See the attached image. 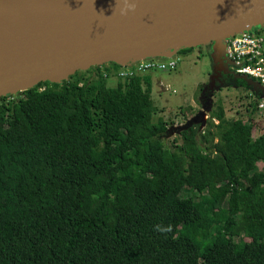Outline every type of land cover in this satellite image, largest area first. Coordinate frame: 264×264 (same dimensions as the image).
Returning <instances> with one entry per match:
<instances>
[{
	"label": "trees",
	"instance_id": "obj_1",
	"mask_svg": "<svg viewBox=\"0 0 264 264\" xmlns=\"http://www.w3.org/2000/svg\"><path fill=\"white\" fill-rule=\"evenodd\" d=\"M121 69L0 98V264H264V133L218 107L168 148Z\"/></svg>",
	"mask_w": 264,
	"mask_h": 264
},
{
	"label": "water",
	"instance_id": "obj_2",
	"mask_svg": "<svg viewBox=\"0 0 264 264\" xmlns=\"http://www.w3.org/2000/svg\"><path fill=\"white\" fill-rule=\"evenodd\" d=\"M263 26L264 0H0V98L94 67L206 45L213 85L230 66L224 39Z\"/></svg>",
	"mask_w": 264,
	"mask_h": 264
},
{
	"label": "rangeland",
	"instance_id": "obj_3",
	"mask_svg": "<svg viewBox=\"0 0 264 264\" xmlns=\"http://www.w3.org/2000/svg\"><path fill=\"white\" fill-rule=\"evenodd\" d=\"M201 47L193 48L187 54L174 55L177 61L173 69H153L140 73L148 75L151 82V99L157 109L154 122L161 119L166 123H173L161 138L164 144L168 148L173 144L179 146V133L194 124L200 125L204 133L208 130L214 133V129L209 128V118L218 107L222 108L228 122L232 124L240 119L244 124H252L256 129L255 137L261 136L264 133L261 114L258 111L251 113L249 106L261 94H256L247 85L248 88L244 89L236 82L235 77L229 83L218 84L213 81L211 85L214 74L211 54L207 52L210 50ZM166 59L168 58L145 60L159 62ZM116 80L115 76L108 78L107 87L115 88ZM211 123L217 125L216 121Z\"/></svg>",
	"mask_w": 264,
	"mask_h": 264
},
{
	"label": "built area",
	"instance_id": "obj_4",
	"mask_svg": "<svg viewBox=\"0 0 264 264\" xmlns=\"http://www.w3.org/2000/svg\"><path fill=\"white\" fill-rule=\"evenodd\" d=\"M223 48L224 57L230 64L231 72L236 76H245L264 89V26L224 39ZM176 61L175 57H172L159 62L154 60L136 62L122 67L115 77L116 79H126L153 69H173L176 66ZM102 76L106 77V74ZM260 94L258 99L254 98V102L256 103V112L261 114L264 124V93Z\"/></svg>",
	"mask_w": 264,
	"mask_h": 264
},
{
	"label": "flooded vegetation",
	"instance_id": "obj_5",
	"mask_svg": "<svg viewBox=\"0 0 264 264\" xmlns=\"http://www.w3.org/2000/svg\"><path fill=\"white\" fill-rule=\"evenodd\" d=\"M204 48H208V46L206 45V46H203ZM200 48H202V47H200ZM207 52L210 54L211 53V51H208L207 50ZM225 71V70H224ZM229 71H231V69L228 67V69L226 70V72H219V77L217 78V79H215V82L216 83H218V84H226V83H224V82H227V83H229V82H231L232 81V79H233V77L232 76H229V74H228V76H227V72H229ZM223 74V75H222ZM237 81V80H236Z\"/></svg>",
	"mask_w": 264,
	"mask_h": 264
},
{
	"label": "bare ground",
	"instance_id": "obj_6",
	"mask_svg": "<svg viewBox=\"0 0 264 264\" xmlns=\"http://www.w3.org/2000/svg\"><path fill=\"white\" fill-rule=\"evenodd\" d=\"M212 75H213V74H212ZM222 75H223V74H222ZM227 76H228V74H227ZM229 76H230V75H229ZM218 77H219V76H218ZM241 81H242V80H241ZM249 88H250V87H249ZM252 91H253V90H252ZM257 93H258V92H257ZM257 93H256V94H257ZM258 94H259V93H258ZM247 96H248V95H247ZM251 96H253V95H251Z\"/></svg>",
	"mask_w": 264,
	"mask_h": 264
}]
</instances>
